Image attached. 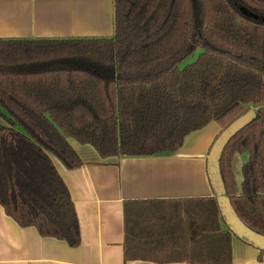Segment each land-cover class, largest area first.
Listing matches in <instances>:
<instances>
[{
    "label": "trees",
    "instance_id": "obj_1",
    "mask_svg": "<svg viewBox=\"0 0 264 264\" xmlns=\"http://www.w3.org/2000/svg\"><path fill=\"white\" fill-rule=\"evenodd\" d=\"M250 109L220 176L242 222L264 235V0H114L112 36L0 38V205L19 226L77 247L75 204L53 161L83 164L70 139L102 159L172 154L188 134L211 122L224 130ZM193 200L190 260L232 264L218 198Z\"/></svg>",
    "mask_w": 264,
    "mask_h": 264
},
{
    "label": "crops",
    "instance_id": "obj_2",
    "mask_svg": "<svg viewBox=\"0 0 264 264\" xmlns=\"http://www.w3.org/2000/svg\"><path fill=\"white\" fill-rule=\"evenodd\" d=\"M113 33L114 0H0V38ZM222 131L211 122L172 154L106 159L70 139L83 164L68 169L53 161L75 204L81 244L21 227L0 205V264H200L190 260L200 244L202 205L193 199L216 196L208 165ZM244 160L234 155L238 192ZM221 224L227 229L222 218ZM232 235V264H264V252Z\"/></svg>",
    "mask_w": 264,
    "mask_h": 264
},
{
    "label": "water",
    "instance_id": "obj_3",
    "mask_svg": "<svg viewBox=\"0 0 264 264\" xmlns=\"http://www.w3.org/2000/svg\"><path fill=\"white\" fill-rule=\"evenodd\" d=\"M255 114L256 109H250L248 112L230 124L226 129H224L218 136L211 149L214 159L209 161L208 174L214 192L219 201L221 215L224 218L227 226L237 238L249 243L257 249L264 250V235L246 226L233 209L220 176L219 164L221 152L225 143L241 127L249 123L255 117Z\"/></svg>",
    "mask_w": 264,
    "mask_h": 264
},
{
    "label": "rangeland",
    "instance_id": "obj_4",
    "mask_svg": "<svg viewBox=\"0 0 264 264\" xmlns=\"http://www.w3.org/2000/svg\"><path fill=\"white\" fill-rule=\"evenodd\" d=\"M190 59H191V58H189V59L186 60L185 62H188ZM5 122H6L5 119L2 118V117L0 116V126L3 125ZM211 154H212V152H211Z\"/></svg>",
    "mask_w": 264,
    "mask_h": 264
}]
</instances>
